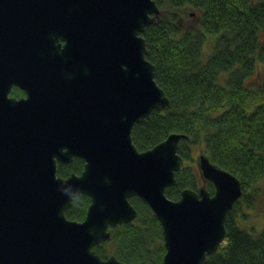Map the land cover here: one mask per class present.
<instances>
[{
    "label": "water",
    "instance_id": "water-1",
    "mask_svg": "<svg viewBox=\"0 0 264 264\" xmlns=\"http://www.w3.org/2000/svg\"><path fill=\"white\" fill-rule=\"evenodd\" d=\"M159 16L154 0H0V264H125L93 247L137 219L133 196L161 224L162 264H203L225 240L238 178L201 154L214 193L171 200L185 135L145 151L132 142L134 125L169 104L141 35ZM13 86L25 97L9 96ZM75 157L81 173L58 176ZM80 194L85 218L70 220Z\"/></svg>",
    "mask_w": 264,
    "mask_h": 264
},
{
    "label": "trees",
    "instance_id": "trees-1",
    "mask_svg": "<svg viewBox=\"0 0 264 264\" xmlns=\"http://www.w3.org/2000/svg\"><path fill=\"white\" fill-rule=\"evenodd\" d=\"M154 1L159 20L141 35L169 104L134 125L132 142L145 151L172 133L185 135L178 148L184 164L175 173L176 183L165 190L171 200L201 184L188 164L195 147L202 146L212 163L237 177L242 195L226 216V238L203 264H264V224L251 234L243 223L248 211L264 206V80H252L264 68V0ZM21 93L15 89L11 95ZM83 168V160L75 157L57 164V175L80 174ZM206 189L214 193L209 182ZM129 201L137 219L110 227L109 239L93 250L102 259L114 256L125 264H162L161 224L140 198ZM89 204L90 198L80 194L65 216L82 221Z\"/></svg>",
    "mask_w": 264,
    "mask_h": 264
},
{
    "label": "rangeland",
    "instance_id": "rangeland-1",
    "mask_svg": "<svg viewBox=\"0 0 264 264\" xmlns=\"http://www.w3.org/2000/svg\"><path fill=\"white\" fill-rule=\"evenodd\" d=\"M258 73L255 75V77L252 79L257 82H262L264 80V68L262 66L259 67ZM201 154H205L203 147H195L193 148L192 151V157H193V164L192 162L190 163L193 167L196 168L198 171L197 163H198V157ZM186 164V163H185ZM199 174V171H198ZM200 176V175H199ZM206 182H203L201 179V184L198 187H206ZM261 204V203H260ZM249 216L246 222H243L246 225V229L251 233V234H256L258 233L264 224V206L263 204L257 205L253 210L248 211ZM254 227L255 230L252 231L250 228Z\"/></svg>",
    "mask_w": 264,
    "mask_h": 264
},
{
    "label": "flooded vegetation",
    "instance_id": "flooded-vegetation-1",
    "mask_svg": "<svg viewBox=\"0 0 264 264\" xmlns=\"http://www.w3.org/2000/svg\"><path fill=\"white\" fill-rule=\"evenodd\" d=\"M61 47H63L64 45H65V42L61 39V38H59L58 39V42H57ZM15 89H18L20 92H22L21 94H18L17 96H14V95H11V93H12V91L13 90H15ZM9 96H11V97H14V98H21V97H25V92L21 89V88H19V87H17V86H13L12 88H11V90H10V93H9ZM191 162H189L188 164H190ZM192 164H193V161H192Z\"/></svg>",
    "mask_w": 264,
    "mask_h": 264
}]
</instances>
